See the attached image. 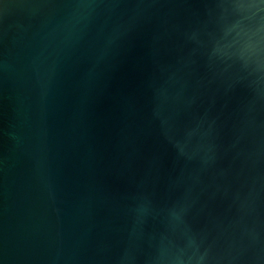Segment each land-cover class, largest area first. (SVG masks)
Listing matches in <instances>:
<instances>
[{
  "label": "water",
  "instance_id": "water-1",
  "mask_svg": "<svg viewBox=\"0 0 264 264\" xmlns=\"http://www.w3.org/2000/svg\"><path fill=\"white\" fill-rule=\"evenodd\" d=\"M0 264H264V0H0Z\"/></svg>",
  "mask_w": 264,
  "mask_h": 264
}]
</instances>
